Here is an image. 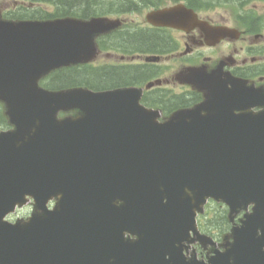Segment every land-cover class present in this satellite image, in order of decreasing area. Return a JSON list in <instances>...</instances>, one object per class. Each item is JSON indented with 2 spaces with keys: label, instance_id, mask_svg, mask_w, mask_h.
<instances>
[{
  "label": "water",
  "instance_id": "95a60500",
  "mask_svg": "<svg viewBox=\"0 0 264 264\" xmlns=\"http://www.w3.org/2000/svg\"><path fill=\"white\" fill-rule=\"evenodd\" d=\"M191 13L177 5L147 19L183 27ZM109 27L98 18L0 19V101L13 125L0 131V264H264V109L246 111L264 106V92L195 79L204 99L159 122L135 88L39 85L91 59L95 33ZM27 195L31 217L6 221ZM209 197L230 219L253 206L204 261L184 249L215 244L195 220Z\"/></svg>",
  "mask_w": 264,
  "mask_h": 264
},
{
  "label": "flooded vegetation",
  "instance_id": "af4514ba",
  "mask_svg": "<svg viewBox=\"0 0 264 264\" xmlns=\"http://www.w3.org/2000/svg\"><path fill=\"white\" fill-rule=\"evenodd\" d=\"M49 1L0 0V17L43 18L50 14L48 3L55 6V0ZM57 2L60 6L64 4L63 0ZM98 2L104 6L126 2L132 8L123 7L114 14L106 10L94 12ZM176 4L193 10L202 26L192 24V13L183 28L153 25L146 20L150 10ZM89 7L94 13L89 17H108L118 23L95 37L97 51L93 60L77 66L87 67L93 81L118 78L106 88L140 89V102L157 110L160 120L202 99V93L184 81L188 71L214 72L221 79H240L246 86L264 89V0H91ZM137 11L142 12V19L133 16ZM224 26L228 30L220 37L218 27ZM64 115L67 114L59 116ZM32 212L33 203L29 199L7 219L28 218ZM239 218L240 215L236 216V224ZM221 237L216 238V245L223 249ZM192 249L198 257L212 251L211 247L198 244L192 245Z\"/></svg>",
  "mask_w": 264,
  "mask_h": 264
},
{
  "label": "trees",
  "instance_id": "16d2710c",
  "mask_svg": "<svg viewBox=\"0 0 264 264\" xmlns=\"http://www.w3.org/2000/svg\"><path fill=\"white\" fill-rule=\"evenodd\" d=\"M64 4L60 6V2L57 0L54 1L55 12L52 14H46L47 17H56V16H80V17H89L93 15L89 4L91 0H63ZM48 2H50L48 0ZM97 8L94 9V12L99 10H104L105 6L103 4L97 3ZM113 9V8H112ZM152 41H145L146 44L151 43ZM123 78H126L123 75ZM118 78L109 77V78H97L95 81L91 79L90 73H88L87 67H67L61 68L50 74L48 79L42 81V84L48 88L58 89L69 86L82 85L87 86L92 89L106 88L107 86L116 83ZM8 127L7 119L3 113L2 105L0 103V129ZM209 223L217 224L219 228H224L227 225L226 212L220 210L216 217L210 218Z\"/></svg>",
  "mask_w": 264,
  "mask_h": 264
},
{
  "label": "rangeland",
  "instance_id": "374dc122",
  "mask_svg": "<svg viewBox=\"0 0 264 264\" xmlns=\"http://www.w3.org/2000/svg\"><path fill=\"white\" fill-rule=\"evenodd\" d=\"M138 13H136V14H133V16H135L136 18H138V19H142V12L140 11H137ZM114 18V17H113ZM101 62V61H100ZM216 204V203H215ZM215 204H212V202H210L208 205H207V207L209 208V209H215ZM212 211V210H211ZM211 226H213V225H211ZM212 230H215L216 232H219V227L216 225H214V229H212Z\"/></svg>",
  "mask_w": 264,
  "mask_h": 264
}]
</instances>
